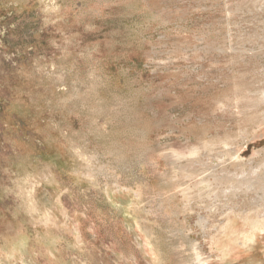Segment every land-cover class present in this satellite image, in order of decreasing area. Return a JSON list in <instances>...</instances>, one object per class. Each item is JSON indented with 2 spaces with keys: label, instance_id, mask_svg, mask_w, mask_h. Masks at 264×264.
<instances>
[{
  "label": "rangeland",
  "instance_id": "obj_1",
  "mask_svg": "<svg viewBox=\"0 0 264 264\" xmlns=\"http://www.w3.org/2000/svg\"><path fill=\"white\" fill-rule=\"evenodd\" d=\"M46 210L57 264H264V0H0L6 264Z\"/></svg>",
  "mask_w": 264,
  "mask_h": 264
},
{
  "label": "bare ground",
  "instance_id": "obj_2",
  "mask_svg": "<svg viewBox=\"0 0 264 264\" xmlns=\"http://www.w3.org/2000/svg\"><path fill=\"white\" fill-rule=\"evenodd\" d=\"M49 212H47L46 210L45 212L41 213V216L38 215L40 216L39 222L38 221L36 222L35 225L36 228L32 232V235L35 238V240L32 242V245L36 244L37 248L40 247L39 249H41V247L43 249L44 247L46 252L52 253V251L56 250V242L52 239L53 237L48 232L50 226L53 227V225H51V222L54 223V220L50 218ZM257 215L259 214L255 213V215H253L251 219L246 218V220H248L250 224L248 225L249 227L248 231L243 236L242 242H240L241 245H248V243H250L254 238L255 233L262 232L264 230V214L260 215L261 217H256ZM47 233L50 236L48 235L43 236V234H47ZM28 248L33 249V247H28ZM28 248H26L25 243L23 242L22 239H17L15 243H12L10 245L9 244L0 245V264H6L5 260L12 261L15 259H18L20 260L21 263H23L22 258H24L25 256L27 257L26 254H29ZM196 259L197 258L195 257L194 259L195 264H199V262H197Z\"/></svg>",
  "mask_w": 264,
  "mask_h": 264
},
{
  "label": "crops",
  "instance_id": "obj_3",
  "mask_svg": "<svg viewBox=\"0 0 264 264\" xmlns=\"http://www.w3.org/2000/svg\"><path fill=\"white\" fill-rule=\"evenodd\" d=\"M76 232H78L79 235H78V236H75V238H76V239L78 240V242L81 244V242H82L81 235H80L81 232H80L79 230L76 231ZM31 237L33 238V241H34V240H35L34 236L32 235ZM52 237H53L52 239L56 242V250L52 251V253H49V252H48V253H49L52 257H54L53 261H51V262H53L54 264H57L58 261H59V259L55 256V253H54V252L57 251V246L59 245V243H58L59 241H58L57 239H54V236H53V235H52ZM16 241H17V240H16ZM16 241H15V242H16ZM33 241H31V244H32ZM23 242H24V241H23ZM24 243H25V242H24ZM26 248H27V246H26ZM54 248H55V247H54ZM54 248H53V249H54ZM24 258H26V256H25Z\"/></svg>",
  "mask_w": 264,
  "mask_h": 264
}]
</instances>
